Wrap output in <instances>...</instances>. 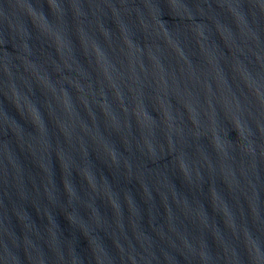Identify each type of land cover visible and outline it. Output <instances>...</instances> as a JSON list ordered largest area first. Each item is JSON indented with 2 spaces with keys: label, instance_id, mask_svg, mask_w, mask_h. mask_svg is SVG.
<instances>
[{
  "label": "water",
  "instance_id": "95a60500",
  "mask_svg": "<svg viewBox=\"0 0 264 264\" xmlns=\"http://www.w3.org/2000/svg\"><path fill=\"white\" fill-rule=\"evenodd\" d=\"M0 264H264V0H129L1 97Z\"/></svg>",
  "mask_w": 264,
  "mask_h": 264
}]
</instances>
